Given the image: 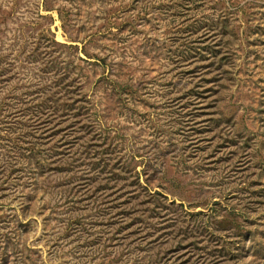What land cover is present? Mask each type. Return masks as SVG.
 Returning a JSON list of instances; mask_svg holds the SVG:
<instances>
[{"label":"rangeland","instance_id":"1","mask_svg":"<svg viewBox=\"0 0 264 264\" xmlns=\"http://www.w3.org/2000/svg\"><path fill=\"white\" fill-rule=\"evenodd\" d=\"M0 264H264V0H0Z\"/></svg>","mask_w":264,"mask_h":264}]
</instances>
